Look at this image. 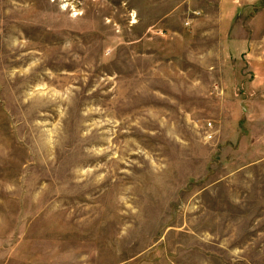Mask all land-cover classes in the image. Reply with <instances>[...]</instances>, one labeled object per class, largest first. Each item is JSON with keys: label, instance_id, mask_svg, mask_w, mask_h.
Segmentation results:
<instances>
[{"label": "rangeland", "instance_id": "1", "mask_svg": "<svg viewBox=\"0 0 264 264\" xmlns=\"http://www.w3.org/2000/svg\"><path fill=\"white\" fill-rule=\"evenodd\" d=\"M220 1L0 0V264H264V35Z\"/></svg>", "mask_w": 264, "mask_h": 264}, {"label": "crops", "instance_id": "2", "mask_svg": "<svg viewBox=\"0 0 264 264\" xmlns=\"http://www.w3.org/2000/svg\"><path fill=\"white\" fill-rule=\"evenodd\" d=\"M239 3L240 7L237 2L230 5L226 1H220L219 7L223 15L221 16L227 23L224 30L229 38L226 48L233 52V56H236L239 50L254 49L259 35H264V9L254 10L252 14L253 7L263 3V0H239ZM251 54L248 53L249 57Z\"/></svg>", "mask_w": 264, "mask_h": 264}]
</instances>
